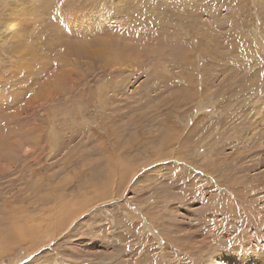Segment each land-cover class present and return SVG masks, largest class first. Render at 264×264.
I'll return each instance as SVG.
<instances>
[{
	"label": "rangeland",
	"instance_id": "374dc122",
	"mask_svg": "<svg viewBox=\"0 0 264 264\" xmlns=\"http://www.w3.org/2000/svg\"><path fill=\"white\" fill-rule=\"evenodd\" d=\"M0 264H264V0H0Z\"/></svg>",
	"mask_w": 264,
	"mask_h": 264
},
{
	"label": "bare ground",
	"instance_id": "6f19581e",
	"mask_svg": "<svg viewBox=\"0 0 264 264\" xmlns=\"http://www.w3.org/2000/svg\"><path fill=\"white\" fill-rule=\"evenodd\" d=\"M82 16V15H81ZM62 18V17H61ZM83 19V18H82ZM128 21V20H127ZM134 25V24H133ZM146 35V34H145ZM135 39V38H134ZM160 40V39H159ZM131 43V42H130ZM100 44V43H99ZM98 51V50H97ZM101 53V52H100ZM114 54V53H113ZM94 55H96L95 53H94ZM118 58V57H117Z\"/></svg>",
	"mask_w": 264,
	"mask_h": 264
}]
</instances>
